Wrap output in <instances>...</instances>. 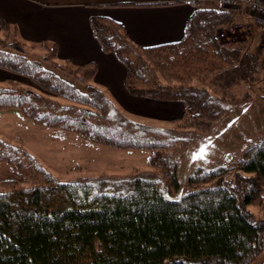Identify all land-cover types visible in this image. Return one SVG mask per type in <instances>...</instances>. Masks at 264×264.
Here are the masks:
<instances>
[{
	"label": "trees",
	"instance_id": "trees-1",
	"mask_svg": "<svg viewBox=\"0 0 264 264\" xmlns=\"http://www.w3.org/2000/svg\"><path fill=\"white\" fill-rule=\"evenodd\" d=\"M233 22L228 8L198 7L181 40L144 47L121 23L90 19L103 52L125 67L131 96L182 105V117L171 120L178 126L162 128L126 116L93 85L94 62L73 66L44 41L47 54L34 57L0 16V70L11 76L0 86V113H18L59 139L148 151L153 170L61 182L21 145L0 138V163L13 174L0 182V264L253 263L264 251V216L249 209L264 212V60L246 41L221 39ZM247 102L263 119L241 157L196 169L192 189L171 196L180 192L181 134L208 132L235 112L231 103Z\"/></svg>",
	"mask_w": 264,
	"mask_h": 264
},
{
	"label": "crops",
	"instance_id": "crops-1",
	"mask_svg": "<svg viewBox=\"0 0 264 264\" xmlns=\"http://www.w3.org/2000/svg\"><path fill=\"white\" fill-rule=\"evenodd\" d=\"M207 1L0 0V16L19 30L21 40L27 45H41L43 41L47 45L56 44L59 60L73 66L94 62L98 68L93 85L111 94L119 108L128 112L155 111L157 117L172 120L182 117V105L131 96L125 87V67L113 54L103 52L90 28V19L111 18L122 24L136 44L153 47L181 40L188 20ZM220 8L226 7L220 4ZM230 10L234 22L221 30V39L228 34L234 38L232 41H246L250 50L264 60V31L255 24V14L246 8ZM0 73L4 76L1 81L10 76L3 70ZM176 107L178 111L171 113Z\"/></svg>",
	"mask_w": 264,
	"mask_h": 264
},
{
	"label": "rangeland",
	"instance_id": "rangeland-1",
	"mask_svg": "<svg viewBox=\"0 0 264 264\" xmlns=\"http://www.w3.org/2000/svg\"><path fill=\"white\" fill-rule=\"evenodd\" d=\"M217 1L219 0H208L205 7L220 8ZM27 49H29V54L34 57H41L42 54L46 53L38 44L36 46L28 45ZM3 77L0 76L1 79ZM9 77L11 76H7V78ZM17 79L25 80L22 78ZM6 85V81L0 80V86ZM108 97L113 96L110 94ZM230 107L231 111L234 110L235 112L231 113L227 122L215 124L208 132L189 131L181 134L185 143L178 151V157H180L178 158L180 163V192L174 195L171 194V196L179 198L192 189L188 180L196 169L211 170L241 157L250 140L259 133L255 130L261 119H263L259 115L260 107L255 104H248V102L242 104L231 103ZM121 111L135 121L153 126L162 128H175L174 126H178L174 122H172V125L171 120L163 114L157 113L164 116L157 117L155 111L128 112L124 109H121ZM177 111L176 107L171 113ZM181 126H184V124ZM0 138L21 145L61 182H70L82 177L125 176L134 169L144 173L153 171L149 165L150 154L148 151L112 149L101 145H92L73 136L59 139L55 136L53 130L43 128L15 112L4 111L0 113ZM12 176L11 168L5 163H0V182L12 178ZM158 183L166 193H169L170 187L166 179L158 177ZM249 209L257 217L264 216V212L258 207L254 206ZM252 264H264V251Z\"/></svg>",
	"mask_w": 264,
	"mask_h": 264
},
{
	"label": "built area",
	"instance_id": "built-area-1",
	"mask_svg": "<svg viewBox=\"0 0 264 264\" xmlns=\"http://www.w3.org/2000/svg\"><path fill=\"white\" fill-rule=\"evenodd\" d=\"M227 8L246 7L255 13L254 22L264 30V0H219Z\"/></svg>",
	"mask_w": 264,
	"mask_h": 264
}]
</instances>
